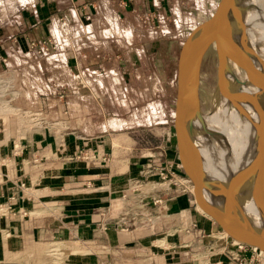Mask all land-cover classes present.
<instances>
[{
	"label": "crops",
	"instance_id": "crops-1",
	"mask_svg": "<svg viewBox=\"0 0 264 264\" xmlns=\"http://www.w3.org/2000/svg\"><path fill=\"white\" fill-rule=\"evenodd\" d=\"M153 1L33 0L29 3L38 6L33 11L29 6L25 12L27 19L35 20H32L35 25H29L30 29L15 36L18 43L15 53L25 57L20 70L29 87L25 89L26 95L32 96L27 98L39 103L45 95L48 101L57 102L58 99L49 96L54 87L80 82L79 96H70L81 97L87 108L82 110V126L70 127L80 137L69 136L64 151L59 152L57 141L38 135L33 147L15 158L18 168L11 172V180L0 184V202L10 201L16 215L0 217V239L11 235L19 239L31 230L38 240L67 245L70 251L66 264H86L95 257L106 264L110 253L114 263L135 264L141 246L158 250L163 264H204L201 259L206 254L192 249L191 252L184 242L210 229L199 223L181 222L180 217L189 206L186 197L169 199L165 210L159 208V215L151 223L144 218L133 223L134 217L123 214L126 202L122 196L128 190L129 180L140 177L145 161L130 158L127 175L114 172L115 148H121L124 140L117 134L113 121L105 120L107 116L93 104L108 100L101 97H120L115 87L123 85L131 71L152 70V28L142 23L151 17L141 13L150 12ZM138 49L144 58L141 62L137 56L131 57ZM4 50L13 51L11 45ZM106 86L112 87L107 95ZM131 96L126 92L124 97ZM51 116L57 118L53 112ZM47 144H50L47 152H52V159H42L36 165L23 163V159L32 161L33 155H45L46 151L42 150ZM160 148L159 154L168 160L169 150L163 145ZM134 149L142 150L137 146ZM86 151H96L101 158L90 161L75 157ZM7 155H11L10 149L0 151V163ZM24 212L37 213L42 218L33 222ZM170 219L174 223L170 224ZM194 224L198 228H193ZM186 225L190 234L185 233ZM80 245L95 246L96 252L74 253L73 249ZM155 255L147 259L153 262ZM209 256L211 264L219 261L229 264L221 255Z\"/></svg>",
	"mask_w": 264,
	"mask_h": 264
},
{
	"label": "rangeland",
	"instance_id": "rangeland-1",
	"mask_svg": "<svg viewBox=\"0 0 264 264\" xmlns=\"http://www.w3.org/2000/svg\"><path fill=\"white\" fill-rule=\"evenodd\" d=\"M32 1L0 0V97H24L19 101L20 105L40 109L50 115L53 112L57 117L56 119L70 120L69 126L79 129L83 123L81 115L83 109L86 111V103L81 102V97H71L70 95L79 96L78 92L82 88L80 82L74 86L60 85L54 87L55 90L49 96L58 99L57 102L48 101L45 95L41 97L39 103L27 98L32 96L26 95L25 89H29V87L22 78L23 73L21 71L23 70H20V63L25 60V57L15 53V45H18L15 36L30 29L29 25L31 27L35 25L32 22L33 18L27 19L25 14L30 6L29 3H32ZM219 1L155 0L153 1L155 3L152 6L153 9L150 12L141 13L147 14L146 16L150 15L149 18L151 17L150 20L147 18V22L142 20V23H146L152 28V70L131 71L132 74L126 76L123 85L119 84L120 86L115 87L119 90L120 97H101L108 100L93 103L99 106H97V109L100 110L102 115L107 116L105 120L113 121V127L117 130V134L124 140L121 148H115L113 161L114 172L119 175L128 174L130 158L134 161H146L151 155L155 157L156 164L159 165L164 162L166 160L165 155L159 154L162 145L166 150H169L167 161L171 171L174 169L178 171L177 166L183 165L180 161L178 136L175 128L178 88L177 68L180 50L188 34L213 15ZM257 2L264 8V0H257ZM29 9L33 11L38 9V6H30ZM137 14L140 13L137 12ZM34 18L37 19V17ZM7 45H11L13 51L5 52L4 48ZM193 48L196 51L194 60L197 62L201 47L197 42ZM215 48L214 44L207 45L199 64V93L202 111L206 115L213 113L212 96L218 82V56ZM2 49L3 53H1ZM136 52L137 54L132 53L131 57L137 56L138 61H143V54L140 53L139 55V49ZM140 56L143 59L140 60ZM148 58L147 56V60ZM47 73L46 76H48ZM79 74L78 72L77 75L79 76ZM104 88L106 95L112 91L110 86ZM44 90L48 91V88L45 87ZM126 92L133 96L124 97ZM136 146L143 149L135 150ZM146 147L152 149L149 151L145 149ZM179 172L186 174L184 168H179ZM202 174V171H200L199 175ZM130 186L131 180H129L127 187ZM153 186L154 184L149 183L144 191L151 190ZM182 196L189 199V203L187 202L189 206L185 207L186 211L180 217L185 221V224L199 223L205 229H210L206 232V234L210 233V236L207 235L206 238L201 239L196 244L194 248L196 253L208 255L207 251L210 246H214L215 250L218 251L223 245H232L235 242L206 213L198 210L193 194ZM24 216L28 219L31 218L33 222L37 218H42V215L37 213L31 215L26 213ZM130 217L132 216L130 215ZM169 223H174V221L170 219ZM80 246L73 249L74 253L96 252L95 246ZM139 248L143 249L144 246ZM141 249L137 251L140 255L135 257L138 260L137 264L164 263V260L157 253L158 250ZM189 250L192 252L191 249ZM69 251L67 245L38 240L34 237L32 231L28 230L19 239L13 235L9 238L0 239V264H66ZM150 252L156 253L155 256L158 257H155L153 262L147 259L154 256ZM211 252L213 253L214 250H211ZM206 255L202 258L207 260L204 264H210V258ZM112 256V253H110V258L106 259V264H119L114 263ZM86 264L102 263L95 257ZM120 264L134 263L122 262Z\"/></svg>",
	"mask_w": 264,
	"mask_h": 264
},
{
	"label": "bare ground",
	"instance_id": "bare-ground-1",
	"mask_svg": "<svg viewBox=\"0 0 264 264\" xmlns=\"http://www.w3.org/2000/svg\"><path fill=\"white\" fill-rule=\"evenodd\" d=\"M249 1L252 4L245 8L246 16L239 21L237 30L264 66V16L254 11L255 5H259L257 0ZM200 40L204 45L213 43L211 33L199 39L198 44ZM195 55L196 51L192 48L186 68L190 77L198 82L200 67L194 60ZM221 79V86H217L212 96V114H204L201 119L196 115L193 82L185 89L179 117L184 132H195L196 165L203 173L198 174L200 194L218 211L235 210L242 204L252 179L253 138L264 131L263 107L256 109L257 99L261 97L255 95L260 87L250 80L245 83L238 69L228 61L222 67ZM200 210L203 212L201 207ZM255 220L259 222L258 217Z\"/></svg>",
	"mask_w": 264,
	"mask_h": 264
},
{
	"label": "water",
	"instance_id": "water-1",
	"mask_svg": "<svg viewBox=\"0 0 264 264\" xmlns=\"http://www.w3.org/2000/svg\"><path fill=\"white\" fill-rule=\"evenodd\" d=\"M249 0H220L213 15L206 21L196 26L185 39L179 55L177 68V102L175 128L178 136V149L180 161L184 166L191 184L195 202L223 231L227 232L232 239L240 243L257 247L264 251V131L260 136L253 138V159L251 164L252 179L245 194L242 204L237 209L216 210L208 201H205L198 184L199 170L196 165V142L195 132L186 133L179 123V117L184 105V92L194 82L193 99L196 115L201 119L202 111L198 82L192 79L187 72L189 54L193 46L208 33L213 37L218 56V82L221 86V72L225 61L235 66L240 72L245 83L248 80L260 87L256 93V109L261 106L264 110V66L254 56L246 45V40L237 30L239 21L246 16ZM252 4V3H250ZM253 6L254 5H250ZM246 8V9H245ZM250 10V7H249ZM256 13L264 16V9L255 5ZM200 51L197 64H200L205 47L200 40ZM255 106V105H254ZM195 129V128H194ZM258 217L257 223L255 218Z\"/></svg>",
	"mask_w": 264,
	"mask_h": 264
},
{
	"label": "built area",
	"instance_id": "built-area-1",
	"mask_svg": "<svg viewBox=\"0 0 264 264\" xmlns=\"http://www.w3.org/2000/svg\"><path fill=\"white\" fill-rule=\"evenodd\" d=\"M21 99L22 97H0V151L3 149H10L11 151V155L5 156L0 163V184L3 181L12 179L11 172L18 168L15 158L22 156L26 150L33 147L36 136L42 135L57 141L59 152L64 151L66 148L69 136L80 137L76 131L70 128L67 121L53 118L49 113L40 109L24 107L19 104ZM50 144H47L42 150L46 151L45 155L41 157L33 155L32 161L23 159V163L25 165H36L42 159H52V152L49 150L47 152ZM145 149L150 151L152 148L146 147ZM75 157L90 161L101 158L96 151L81 152L78 155L76 154ZM154 158L151 155L148 157L144 162L140 177L131 180V186L122 196V199L126 202V209H123V214L134 217L133 223H137L136 221L141 218L151 223L159 215V208L165 210L166 202L169 199L193 194L188 175L179 172V168H184L183 165L177 166L178 171H175V169L171 171L167 160L158 165ZM72 159L73 157L69 158V160ZM107 159L104 158V160ZM2 167H4V171H2ZM149 183L154 184L153 188L144 191ZM21 185L24 186V184ZM23 214L25 215L26 212ZM15 215V209L10 201L0 202V217L11 218ZM181 222L185 223L182 218ZM192 227L198 228L196 224ZM185 233L190 234V229L185 228ZM207 235L210 236V233L206 234L200 231L194 239L189 238L184 244L189 249L195 250L196 244L201 239L206 238ZM211 250H214V252L212 253ZM207 252L208 255L206 256L208 257H210L209 254L223 256L229 264H264V253L262 251L242 243L233 242L232 245H223L218 251L215 250L214 246H210ZM201 260L207 261L205 259ZM216 264L224 263L219 261Z\"/></svg>",
	"mask_w": 264,
	"mask_h": 264
},
{
	"label": "flooded vegetation",
	"instance_id": "flooded-vegetation-1",
	"mask_svg": "<svg viewBox=\"0 0 264 264\" xmlns=\"http://www.w3.org/2000/svg\"><path fill=\"white\" fill-rule=\"evenodd\" d=\"M179 150V149H178Z\"/></svg>",
	"mask_w": 264,
	"mask_h": 264
}]
</instances>
